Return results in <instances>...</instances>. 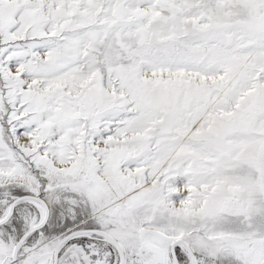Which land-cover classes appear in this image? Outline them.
Returning <instances> with one entry per match:
<instances>
[{"label":"snow or ice","instance_id":"snow-or-ice-1","mask_svg":"<svg viewBox=\"0 0 264 264\" xmlns=\"http://www.w3.org/2000/svg\"><path fill=\"white\" fill-rule=\"evenodd\" d=\"M0 264H264V0H0Z\"/></svg>","mask_w":264,"mask_h":264}]
</instances>
